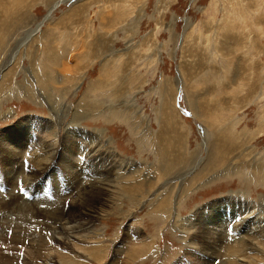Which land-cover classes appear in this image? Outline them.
I'll use <instances>...</instances> for the list:
<instances>
[{
  "label": "rangeland",
  "instance_id": "rangeland-1",
  "mask_svg": "<svg viewBox=\"0 0 264 264\" xmlns=\"http://www.w3.org/2000/svg\"><path fill=\"white\" fill-rule=\"evenodd\" d=\"M56 1L0 0V264H264V0Z\"/></svg>",
  "mask_w": 264,
  "mask_h": 264
},
{
  "label": "bare ground",
  "instance_id": "bare-ground-1",
  "mask_svg": "<svg viewBox=\"0 0 264 264\" xmlns=\"http://www.w3.org/2000/svg\"><path fill=\"white\" fill-rule=\"evenodd\" d=\"M61 2H64V0H57L50 8H49V13L54 9V7H56L59 3H61ZM39 28H37L36 29V31L38 30ZM35 31V32H36ZM29 36V35H28ZM233 49V48H232ZM17 50V49H16ZM17 52L18 51H16L15 53H14V55H13V58H15V56H16V54H17ZM53 57V56H52ZM51 60H52V58H51ZM59 62V60L57 61V63ZM60 63V62H59ZM61 65L59 66L60 68H59V70H60V72H63L64 73V71H68V70H70L69 69V66H68V64H66V62H62V63H60ZM57 65H59V64H57ZM4 77V76H3ZM257 80V79H256ZM51 81V80H50ZM53 82V81H52ZM53 84V83H52ZM22 85V84H21ZM46 100V99H45ZM56 101V100H55ZM97 105V104H96ZM90 106V105H89ZM80 107V106H79ZM112 107V106H111ZM98 108V107H97ZM108 108V107H107ZM83 110V109H82ZM109 111V110H108ZM79 112V111H78ZM85 112V111H84ZM76 116V115H75ZM77 116H78V114H77ZM83 116H85V114L83 115ZM87 116V115H86ZM91 116V115H90ZM79 131V130H78ZM98 134V133H97ZM100 136V135H99ZM75 139V138H74ZM68 140V139H67ZM92 141V140H91ZM101 141V140H100ZM56 143V142H55ZM157 143H158V141H157ZM213 143V142H212ZM67 144V143H66ZM90 144V143H89ZM98 144V143H97ZM64 146H66V145H64ZM92 146H94L93 144H92ZM232 146H234V144H233V142H232V145H231V147ZM4 147H6V146H4ZM86 147L87 148H89V145H86ZM65 148H67V147H65ZM69 148V147H68ZM15 149V148H14ZM156 149V148H155ZM16 150V149H15ZM71 150V148L70 149H68L67 151H70ZM213 150V149H212ZM220 150V149H219ZM18 151V150H17ZM66 151V150H65ZM89 151V150H88ZM164 151V150H163ZM168 152H170V149H168L167 150ZM10 152V155H11V157H15V153L13 152V151H9ZM47 152V151H46ZM99 152H100V150H99ZM215 152H217V151H215ZM19 153V152H18ZM71 153H72V150H71ZM91 153V152H90ZM101 153V152H100ZM158 153V152H157ZM164 153V155H165V157H164V159L165 158H167V154H166V152H163ZM218 153V152H217ZM68 154H70V153H68ZM66 155V154H65ZM64 155V156H65ZM100 155V154H99ZM71 156H72V154H71ZM74 156V155H73ZM170 156V155H169ZM196 156V155H195ZM210 156H211V154H210ZM213 156V155H212ZM67 157V156H66ZM69 157H70V155H69ZM104 158V157H103ZM214 158L215 157H212V158H210L207 162H205L204 163V165H203V168L205 169V172L204 173H206L207 174V176H209V180L211 181V180H213V179H216L217 181H219L217 178H219L220 177V175H221V173L224 171V170H226V169H228V168H222V169H220L219 168V166H220V164H216V162L218 161V160H216V161H214ZM62 159V158H61ZM65 159V158H64ZM163 159V160H164ZM240 159V158H239ZM63 160V159H62ZM61 160V161H62ZM71 160V159H70ZM161 161L160 162V166H159V169H160V173L162 172V174H163V176L165 177V176H167V175H170V172L173 170L172 168H174L173 167V165H174V163H175V161H172V157H171V159H168V160H166L165 162L164 161ZM183 161V160H182ZM12 162V161H11ZM75 162V161H74ZM237 162V161H236ZM17 163V162H16ZM66 163V162H65ZM94 163V162H93ZM232 163V162H231ZM233 163H235V162H233ZM232 163V164H233ZM71 163H69V165H70ZM97 164H99V163H97ZM96 164V165H97ZM100 164H101V162H100ZM179 164V163H178ZM72 165V164H71ZM70 165V166H71ZM95 165V167H97ZM104 165V164H103ZM109 165V164H108ZM234 165V164H233ZM14 167V166H13ZM68 167V166H67ZM99 167V166H98ZM7 168V167H6ZM12 168V167H11ZM107 168V167H106ZM230 168V167H229ZM262 168V167H261ZM9 169H10V167H9ZM16 169V168H15ZM68 169V168H67ZM220 169V170H219ZM12 170V169H11ZM95 170H96V168H95ZM98 170V169H97ZM99 170H101V169H99ZM112 170V169H111ZM75 171V170H74ZM103 171V170H102ZM10 172V171H9ZM73 172V171H72ZM111 172V171H110ZM258 172V171H257ZM172 173V172H171ZM198 173V172H197ZM21 174V173H20ZM100 174H104V172L103 173H100ZM201 174V173H200ZM205 174V175H206ZM220 174V175H219ZM226 174V173H225ZM71 175H72V173H71ZM97 175V177H102V175H99V173L98 174H96ZM194 175V174H193ZM199 175V174H198ZM223 175H224V173H223ZM89 176V175H88ZM92 176H94V175H92ZM115 176V175H114ZM86 177H87V175H86ZM89 177H91V176H89ZM195 177H197V174L195 175ZM206 177V176H205ZM85 178V177H84ZM107 178V177H106ZM106 178H100L99 180H97L98 181V183H99V185H103V186H105V185H110V183L109 184H107V183H105L106 182ZM116 178V177H115ZM91 179H93L92 177H91ZM90 179V180H91ZM98 179V178H97ZM104 179H106V180H104ZM118 179V178H117ZM94 180H96L95 179V177H94ZM108 180H110L109 178H108ZM122 180V179H121ZM208 180V181H209ZM260 180V179H259ZM96 181V182H97ZM112 181V180H111ZM167 181V180H166ZM209 181V182H210ZM213 181H215V180H213ZM258 181V180H257ZM17 182V181H16ZM95 182V181H94ZM110 182V181H109ZM112 183V182H111ZM129 183V182H128ZM131 183H132V181H131ZM191 183H192V181H191ZM96 184V183H95ZM118 185V184H117ZM205 185H207V184H205ZM204 185V186H205ZM15 186V185H14ZM112 186V185H111ZM132 186V185H131ZM203 186V185H202ZM107 187V186H106ZM114 187V186H113ZM110 188V187H109ZM151 188V187H150ZM202 188V187H201ZM13 189V188H12ZM77 189V188H76ZM106 189V188H105ZM152 189V188H151ZM144 189H142V191H143ZM106 191V190H105ZM107 191H109V189L107 190ZM124 191V190H123ZM145 191V190H144ZM91 192H92V190H91ZM95 192V191H94ZM8 193V192H7ZM11 193V192H10ZM72 193V192H71ZM170 193V192H169ZM126 195V194H125ZM131 195V194H130ZM93 196V195H92ZM82 197V196H81ZM107 198H108V200H106V201H109V200H111L110 199V197H111V193H110V195H107L106 196ZM158 197V196H157ZM5 198V197H4ZM3 198V199H4ZM104 198V197H103ZM6 199V198H5ZM84 199V198H83ZM45 200V199H44ZM23 201V200H22ZM106 201H104L103 200V202L102 203H100V204H98V205H104L103 203H106ZM85 204H86V202H85ZM164 204H168V203H164ZM53 205V204H52ZM100 206V207H101ZM227 206V205H226ZM226 206H224L222 209H223V211H227V209H228V207H226ZM232 206V205H231ZM99 207V208H100ZM103 207V206H102ZM45 208H46V206H45ZM97 208V206H93V209H96ZM154 209H156V208H154ZM15 210V209H14ZM46 210H48V209H46ZM105 210V209H104ZM159 210H160V208H159ZM7 211V210H6ZM41 211V210H40ZM157 211H158V209H157ZM232 211H235L234 209L232 210ZM53 213V212H52ZM55 213V212H54ZM88 213V212H87ZM91 213V212H90ZM166 213V212H165ZM93 215H94V213H92ZM97 215V214H96ZM100 215V214H99ZM163 215V214H162ZM28 217V216H27ZM26 217V218H27ZM46 217H49L48 215L46 216ZM72 217H74V216H72ZM222 212H221V210H219V211H215V210H211V212H210V214L208 215V218L207 219H205V221L203 222V224L201 225L202 226V230H203V232L205 233V237L207 238V240H208V242L211 244L212 243V241L213 240H215V243H217V242H219L220 241V236H218V233L220 232V231H222V230H225V229H227V227H228V225L230 224V223H227L226 224V227H225V225H224V223H222L223 222V220L224 219H222ZM231 217V216H230ZM235 214L232 216V218H230V220L232 221V220H236L235 218ZM16 218V217H15ZM58 218V217H57ZM64 218V217H63ZM75 218V217H74ZM206 218V217H205ZM229 219V218H228ZM247 219V218H246ZM4 220V219H3ZM21 220V219H20ZM66 220V219H65ZM74 220V219H73ZM73 220H72V222H73ZM84 221H86V220H84ZM88 221V220H87ZM218 221H221V222H218ZM7 222V221H6ZM39 222V221H38ZM234 222V221H233ZM34 223V222H33ZM83 223V222H82ZM240 223V222H239ZM31 224V223H30ZM1 225V224H0ZM8 225V224H7ZM57 225V224H56ZM72 225V224H71ZM210 225V226H209ZM18 226V225H17ZM225 228H224V227ZM79 227V226H78ZM82 227H84V226H82ZM222 227H223V229H222ZM81 228V227H80ZM86 228V227H85ZM19 229H21V228H19ZM66 229V228H65ZM71 229H73V231L74 232H76L77 231V228H73V227H71ZM69 230V229H68ZM235 230H237V229H235ZM16 231V230H15ZM34 231V230H33ZM89 231V230H88ZM26 232V231H25ZM68 232H71V231H68ZM223 232V231H222ZM221 232V233H222ZM22 233V232H21ZM197 233V232H196ZM221 233H219V235L221 234ZM27 234V233H26ZM68 234H70V233H68ZM22 235V234H21ZM74 236H76V235H74ZM88 236V235H87ZM23 237V236H22ZM25 237V236H24ZM222 237V236H221ZM4 239V238H3ZM16 239V238H15ZM65 239V238H64ZM21 241V240H20ZM23 241V240H22ZM66 241V240H65ZM204 241V240H203ZM218 245V244H217ZM208 246H209V248L211 249V247H213L212 246V244H211V246L210 245H205V247L206 248H208ZM202 247V246H201ZM204 247V248H205ZM209 248H208V250H209ZM37 249V248H36ZM212 251H213V253H215L214 251L215 250H213V249H211ZM198 251V250H197ZM254 252V251H253ZM1 253V252H0ZM84 253V252H83ZM130 253V252H129ZM130 255V254H129ZM209 256H210V254H209ZM61 259V258H60ZM195 262V261H194Z\"/></svg>",
  "mask_w": 264,
  "mask_h": 264
}]
</instances>
